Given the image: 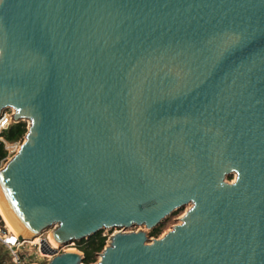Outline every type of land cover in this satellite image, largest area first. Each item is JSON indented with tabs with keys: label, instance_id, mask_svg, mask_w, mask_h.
Returning <instances> with one entry per match:
<instances>
[{
	"label": "water",
	"instance_id": "obj_1",
	"mask_svg": "<svg viewBox=\"0 0 264 264\" xmlns=\"http://www.w3.org/2000/svg\"><path fill=\"white\" fill-rule=\"evenodd\" d=\"M8 108L29 122L0 168L21 240L145 226L47 264H264V0H0Z\"/></svg>",
	"mask_w": 264,
	"mask_h": 264
},
{
	"label": "built area",
	"instance_id": "obj_2",
	"mask_svg": "<svg viewBox=\"0 0 264 264\" xmlns=\"http://www.w3.org/2000/svg\"><path fill=\"white\" fill-rule=\"evenodd\" d=\"M11 111H12L11 113L5 111L2 117L0 118V134L4 129L8 128V126L14 122L12 120V114L14 111L13 110ZM0 139L3 140L5 144H7V142L2 137H0ZM17 143H19L20 145V142ZM9 155H11V153H9ZM2 166H0V168ZM49 237H50V233L47 234L46 236H44L43 234L41 237H39L40 238L39 242L33 243L32 240H21L19 238V234L11 230L6 223L5 224L1 223L0 225V244L3 245L8 250L11 264H47V262L51 260L55 255L70 249H74V248H70V246H74L75 249L77 247V243H76L77 241L68 244L59 245L57 247H51L48 243ZM27 244H32L35 247L36 245L41 244V248L43 244H46L49 246L50 250L54 251V253L53 254L45 253L44 251H42V249H39V253H38L39 256L38 257L36 256L35 258L36 260L34 259V261H32V257H30L32 253L28 254L24 250ZM40 254L42 255L43 258H40Z\"/></svg>",
	"mask_w": 264,
	"mask_h": 264
},
{
	"label": "trees",
	"instance_id": "obj_3",
	"mask_svg": "<svg viewBox=\"0 0 264 264\" xmlns=\"http://www.w3.org/2000/svg\"><path fill=\"white\" fill-rule=\"evenodd\" d=\"M28 130L26 121L13 122L4 129L0 137L8 143L23 141ZM9 156V150L3 140L0 139V166H2ZM162 232L161 227L154 228L150 236H159ZM108 236L104 235L103 230L91 235L89 238L77 241L78 248L84 254L85 263H94L98 260L99 253L107 244ZM0 264H11L8 250L0 244Z\"/></svg>",
	"mask_w": 264,
	"mask_h": 264
},
{
	"label": "rangeland",
	"instance_id": "obj_4",
	"mask_svg": "<svg viewBox=\"0 0 264 264\" xmlns=\"http://www.w3.org/2000/svg\"><path fill=\"white\" fill-rule=\"evenodd\" d=\"M12 109H7L6 111H8V112H12L11 111ZM27 122V124H28V126H29V122L28 121H26ZM25 139V138H24ZM24 139H23V141H24ZM23 141H20V145H19V143H17V142H15V143H8L7 142V144H6V147H7V149L9 150V153H11V155H9L8 156V158H7V160L8 159H10L14 154H16L17 153V151H18V149L20 148V146H21V144L23 143ZM6 163V162H5ZM235 175L233 174V175H231L230 177H229V181H233L234 179H235ZM189 207H190V205H185L184 207H181V208H179L178 210H176V211H174L171 215H169L167 218H165L163 221H162V223L159 225L160 227H161V229H162V232H161V234L159 235V236H150V231H149V238H158V237H161V236H163L167 231H169V230H171V228L175 225V224H177V223H179L180 222V219H181V217L185 214V212L187 211V209H189ZM1 223L2 224H5L6 222L4 221V219L1 217V214H0V225H1ZM7 224V223H6ZM158 226V227H159ZM11 228H13V227H11ZM157 228V227H156ZM143 229H145V226H143V225H138V226H133V227H129V228H126V229H124V228H120V227H118V228H104L103 229V233H104V235H107L108 236V238L110 237V235L111 234H113V233H115V232H117V231H120V230H125V231H138V230H143ZM52 230V228H49V229H47V230H45L41 235H39V236H37L36 238H39V237H41L43 234H44V236H46L47 234H49L50 233V231ZM36 238H34V239H32V241H33V243H36L35 242V240H36ZM77 243V242H76ZM107 244H108V240H107ZM106 244V245H107ZM70 248H74L73 250H80L79 248H78V246L76 247V249H75V247L74 246H70ZM39 249H41V244H38V245H36V247L34 246V245H32V244H27L26 246H25V251L28 253V254H30V253H32L31 254V256L30 257H32V261H34V259L36 258V256L38 257L39 256ZM22 251H23V249H22ZM81 251V250H80ZM40 258H43L42 257V255L40 254ZM38 259V258H37ZM100 259V255H98V260ZM36 260V259H35ZM97 260V261H98Z\"/></svg>",
	"mask_w": 264,
	"mask_h": 264
},
{
	"label": "bare ground",
	"instance_id": "obj_5",
	"mask_svg": "<svg viewBox=\"0 0 264 264\" xmlns=\"http://www.w3.org/2000/svg\"><path fill=\"white\" fill-rule=\"evenodd\" d=\"M0 214H1V217L4 219V221L7 223V225L10 227L11 230H13L15 232H18V233L21 232V229L19 227H17V225L14 224L13 220L6 213L5 207H4L1 199H0ZM11 227H13V228H11ZM39 241H40V238H36L35 242H39ZM48 243H49V245L51 247H57V246H59V243L56 242L51 235L49 237V242ZM45 247H47L49 249V246L48 245H45ZM70 250H72V249H70Z\"/></svg>",
	"mask_w": 264,
	"mask_h": 264
}]
</instances>
